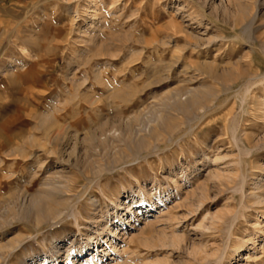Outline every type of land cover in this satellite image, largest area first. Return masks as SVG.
<instances>
[{"label": "rangeland", "instance_id": "obj_1", "mask_svg": "<svg viewBox=\"0 0 264 264\" xmlns=\"http://www.w3.org/2000/svg\"><path fill=\"white\" fill-rule=\"evenodd\" d=\"M90 2L0 0V264H264V0Z\"/></svg>", "mask_w": 264, "mask_h": 264}, {"label": "bare ground", "instance_id": "obj_2", "mask_svg": "<svg viewBox=\"0 0 264 264\" xmlns=\"http://www.w3.org/2000/svg\"><path fill=\"white\" fill-rule=\"evenodd\" d=\"M91 2H94V0H91ZM90 2V3H91ZM208 69H206V71H209V73L211 72V74L215 77V78H218V79H221V80H225V78L227 77V76H225L224 74H222V73H219L218 72V70L217 71H213L212 69H214V68H211V67H207ZM229 76V75H228ZM183 96H185V98L183 97ZM201 98H203L202 100H201ZM205 98H204V96L202 95V94H199V92L197 91V90H194V91H192V90H189V89H187V88H183V87H177V88H175L174 89V91H172V95H171V101H170V104H169V107H171V108H173V109H175L177 112H183V113H185V115H186V117H191L192 115H194L196 112H198V111H200V110H202V109H204V108H207V105L205 104H203V100H204ZM208 102V101H207ZM209 103V102H208ZM207 103V104H208ZM210 105V104H209ZM174 111V110H173ZM175 112V111H174ZM178 114V113H177ZM182 114V113H181ZM161 115V114H160ZM159 115V116H160ZM158 118V117H157ZM163 120H164V117L162 116L161 117ZM160 118V119H161ZM42 121V120H41ZM174 122V127H177V122H176V120L175 121H173ZM45 124V123H44ZM48 125V124H47ZM46 126V125H45ZM53 129H54V127H53ZM52 129V130H53ZM96 133V132H95ZM54 137V136H53ZM57 138V137H56ZM107 138V137H106ZM103 139V138H102ZM56 144V143H55ZM145 144V141H141L140 143H137V145H135V146H137V147H141L142 145H144ZM89 147V146H88ZM89 150V149H88ZM137 151V150H136ZM137 154V153H136ZM135 154V155H136ZM91 168V167H90ZM50 192V191H49ZM54 193H55V191H53ZM49 194V193H48ZM39 197V196H38ZM41 197V196H40ZM47 197V196H46ZM54 197V196H53ZM43 199V198H42ZM41 203H42V201H41V199H39V198H36L35 197V200H33L32 202H30V204H28L29 205V207L27 208V211L28 212H31V211H33V210H35V207H36V209H38V207L39 206H41L40 207V210H36V212H38V211H40L41 212V215H43V216H49V215H53V214H55V212L53 213V214H50L51 212L50 211H47V210H45V209H43L44 207H43V205H41ZM154 203V202H153ZM27 205V206H28ZM43 207V208H42ZM46 207V206H45ZM47 208V207H46ZM51 209V208H50ZM132 210V209H131ZM129 211V210H128ZM33 213H34V211H33ZM56 213H57V215H61V209H57L56 210ZM35 214H37V213H35ZM41 217V216H40ZM53 217V216H52ZM51 217V218H52ZM54 217H57V216H54ZM42 218V217H41ZM41 218H39V219H41ZM44 218V217H43ZM49 218V217H48ZM47 218V219H48ZM38 219V218H37ZM37 219H35V220H37ZM52 220H53V218H52ZM39 221V220H38ZM123 223V222H122ZM96 243H99V239L98 240H96ZM88 246H90V245H88ZM89 249V248H88ZM85 251H87L86 249H85ZM89 254H86V256H87V259L86 260H84V261H82L80 264H87L88 262H90V260L92 259V258H89V256H88ZM60 260V257H55L54 258V260H53V263L54 264H57V261H59ZM90 264V263H89Z\"/></svg>", "mask_w": 264, "mask_h": 264}]
</instances>
